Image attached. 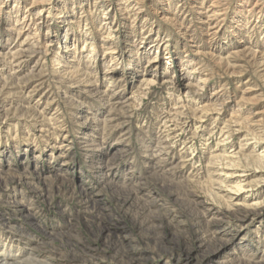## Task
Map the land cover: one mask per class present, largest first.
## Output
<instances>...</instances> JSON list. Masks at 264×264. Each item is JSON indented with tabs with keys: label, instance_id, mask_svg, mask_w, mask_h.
Returning <instances> with one entry per match:
<instances>
[{
	"label": "rangeland",
	"instance_id": "obj_1",
	"mask_svg": "<svg viewBox=\"0 0 264 264\" xmlns=\"http://www.w3.org/2000/svg\"><path fill=\"white\" fill-rule=\"evenodd\" d=\"M5 261L264 264V0H0Z\"/></svg>",
	"mask_w": 264,
	"mask_h": 264
},
{
	"label": "bare ground",
	"instance_id": "obj_2",
	"mask_svg": "<svg viewBox=\"0 0 264 264\" xmlns=\"http://www.w3.org/2000/svg\"><path fill=\"white\" fill-rule=\"evenodd\" d=\"M150 82H153L152 80H149V83ZM230 162H232V161H230ZM234 162V161H233ZM235 163V162H234ZM230 165L232 166V167H230L229 165V167L228 166H226V168L228 169V171H226V172H222L221 173V175L222 176H224V177H226V178H229V177H233L234 175H235V171H234V169H233V165H232V163H230ZM236 167V166H235ZM240 176H243V175H240ZM235 177H237V176H235ZM235 186V185H234ZM237 187H235V188H237L236 190H239V189H241V186H240V184H238L237 183V185H236ZM235 191V190H234ZM31 250H32V248H31ZM30 251V250H29ZM31 253V252H30ZM6 262V261H5ZM3 262V264H10L11 262Z\"/></svg>",
	"mask_w": 264,
	"mask_h": 264
}]
</instances>
